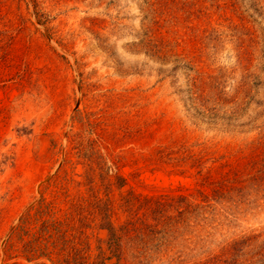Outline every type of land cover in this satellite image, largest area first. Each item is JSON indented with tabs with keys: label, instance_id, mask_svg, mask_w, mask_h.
Listing matches in <instances>:
<instances>
[{
	"label": "rangeland",
	"instance_id": "374dc122",
	"mask_svg": "<svg viewBox=\"0 0 264 264\" xmlns=\"http://www.w3.org/2000/svg\"><path fill=\"white\" fill-rule=\"evenodd\" d=\"M117 263L264 264V0H0V264Z\"/></svg>",
	"mask_w": 264,
	"mask_h": 264
},
{
	"label": "trees",
	"instance_id": "16d2710c",
	"mask_svg": "<svg viewBox=\"0 0 264 264\" xmlns=\"http://www.w3.org/2000/svg\"><path fill=\"white\" fill-rule=\"evenodd\" d=\"M155 206L150 207V214H152L151 222L152 223H145V221L141 222L138 227L134 228V240H136L135 248L137 249L135 258L141 257L144 255V257L148 258L149 255L155 250H158V248L167 246L169 244V238L172 237V234L176 232V224L180 223L182 220L180 218V215L182 213H187V209L190 208V205L186 204L185 209L178 212V218L176 220L172 219L171 217H168L165 215V203L155 202ZM183 204V203H180ZM44 209V206L42 205L39 210ZM29 217V216H27ZM26 218L22 219V223L24 222ZM106 229L108 231V237H109V243L110 245H113V249L111 250L112 254L120 253L119 250H114L116 244L121 239V234L124 235V231L127 230L125 226L120 228L113 227L108 221H106ZM20 233H25L22 226L19 228ZM47 236L49 238H52V234L47 232ZM30 252H33V249H29ZM37 250H40L42 253L45 252V247H41L38 245ZM55 251L48 250L45 254H53ZM64 250L61 252L64 254ZM69 254V253H68ZM119 260V259H118ZM64 261V260H63ZM63 261L57 260L55 263H62ZM118 264V263H117Z\"/></svg>",
	"mask_w": 264,
	"mask_h": 264
}]
</instances>
